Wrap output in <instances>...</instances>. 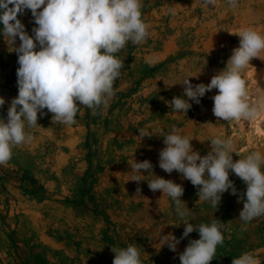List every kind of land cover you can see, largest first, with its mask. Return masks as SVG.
Segmentation results:
<instances>
[{
  "label": "rangeland",
  "instance_id": "1",
  "mask_svg": "<svg viewBox=\"0 0 264 264\" xmlns=\"http://www.w3.org/2000/svg\"><path fill=\"white\" fill-rule=\"evenodd\" d=\"M141 3L149 36L140 44L129 41L115 54L123 67L108 103L95 111L78 106L70 126L52 120L44 109L36 127L26 125L32 141L15 146L12 159L0 165V264H113L111 247L129 245L139 249L142 264H181L179 254L199 233L181 239L176 252L162 236L171 233L179 239L185 227L181 223L211 224L215 218L226 226L210 264H232L243 253L264 264V215L248 223L238 218L243 201H237L246 190L239 177L230 171L237 195L225 192L216 209L199 199L197 187L182 174L159 167L165 147L160 135L173 128L192 140L201 156L217 136L233 139L234 161L251 151L264 153V121L255 134L245 125L218 120L212 111L216 89L200 104L189 101L187 113L171 104L173 97L182 96L185 79L208 84L226 67L240 42L234 34L247 27L264 34V0H237L236 8L228 0H217L215 6L203 0ZM18 19L33 35L30 10ZM19 44L18 38L13 44L0 33V97L5 100L0 118L5 120L18 95ZM250 64L244 78L250 98L256 99L264 95V52ZM135 160L151 161L155 175L183 186L187 216L178 217L167 194L149 189L147 181L155 177L148 172L141 170L144 181L139 184L131 181L140 175L130 168Z\"/></svg>",
  "mask_w": 264,
  "mask_h": 264
},
{
  "label": "clouds",
  "instance_id": "2",
  "mask_svg": "<svg viewBox=\"0 0 264 264\" xmlns=\"http://www.w3.org/2000/svg\"><path fill=\"white\" fill-rule=\"evenodd\" d=\"M207 6H215L217 0H203ZM237 7V0H228ZM141 0H0V33L15 44L19 67L16 70L18 95L12 99L7 119L0 118V165L7 164L13 156V148L30 143L32 135L25 131L38 125V113L44 109L52 113V120L65 125L74 124L80 105L95 111L106 105L114 96V82L123 67L115 54L131 41L140 44L149 36L148 25L142 19ZM30 10L36 27L33 35L25 30L19 15ZM233 34V33H231ZM240 37L226 67L212 76L210 83L193 85L189 78L182 83V96L173 97V110L187 113L193 101L200 104L201 98L212 89L213 114L218 120L228 123L251 124L264 121V95L251 99L244 70L251 66L253 58L264 52V34L247 27L234 34ZM39 49V50H37ZM5 104L0 97V108ZM165 145L159 152V167L171 174L174 170L182 178L197 187L200 200L210 201L218 208L222 195L231 190L237 195L230 171L245 184L246 190L239 194L237 202L243 201L239 219L245 223L264 215V153L251 151L233 160L234 142L231 137H214L211 150L201 156L193 149L187 136L172 129L171 134L160 135ZM239 155V154H238ZM135 175L131 181H144L141 170L155 179L148 187L167 194L176 205V214L183 219L188 215L186 202L181 200L184 188L173 180L157 176L149 160L130 165ZM147 175V176H148ZM136 192H141L137 187ZM181 238L171 233L162 236L171 251L176 252L181 239L193 231L199 239L190 240L179 254L181 264H210L222 245V230L226 223L213 219L211 224L183 223ZM115 253L113 264H142L140 251L134 245L126 248L111 247ZM232 264H261L250 253L233 258Z\"/></svg>",
  "mask_w": 264,
  "mask_h": 264
},
{
  "label": "bare ground",
  "instance_id": "3",
  "mask_svg": "<svg viewBox=\"0 0 264 264\" xmlns=\"http://www.w3.org/2000/svg\"><path fill=\"white\" fill-rule=\"evenodd\" d=\"M247 126L248 128H252L254 130V133H260L262 131L261 127V121L260 122H253L251 124H248V122H245V124H242V126Z\"/></svg>",
  "mask_w": 264,
  "mask_h": 264
}]
</instances>
